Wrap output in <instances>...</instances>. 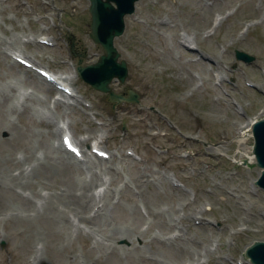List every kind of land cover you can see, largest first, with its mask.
<instances>
[{
  "label": "rangeland",
  "instance_id": "374dc122",
  "mask_svg": "<svg viewBox=\"0 0 264 264\" xmlns=\"http://www.w3.org/2000/svg\"><path fill=\"white\" fill-rule=\"evenodd\" d=\"M139 1L126 16L123 33L114 38L128 75L123 83L112 79L109 84L116 93L135 91L137 102L114 103L73 71L103 53L88 35L89 0H0V87L19 90L16 98L0 101L2 169L17 171V159L39 151L45 140L55 142L49 131L62 124L74 143L93 130L84 149L104 136L100 147L113 156L108 186L114 203L101 226L98 220L84 223L85 235L69 242L60 231L51 235L48 260L38 264H65V256L73 253L81 264H192L197 252L195 264H246V246L264 240V191L254 187L259 168L240 156L235 138L248 121L264 116V0ZM185 34L198 49L178 46L177 37ZM42 36L51 44L28 42L27 37ZM235 50L254 60H237ZM12 51L29 56L37 67L73 72L71 86L82 103L73 111L62 103L54 107L57 91L47 93L46 100L33 78L20 80L24 66L10 56ZM24 94L39 101L32 110L21 109ZM45 103L51 112L43 109ZM36 111H45L51 124L38 122ZM252 142L250 137L244 146L251 155ZM218 147L222 154L212 150ZM79 171L84 174L77 166L60 164L41 169L24 193L65 189ZM14 193L1 188L0 204L11 205ZM190 212L203 218V225L183 217ZM41 225L49 223L0 221L5 236L0 264L28 259L34 250L30 235ZM112 226H131L142 234L112 242ZM132 243L140 246L138 252ZM113 245L129 249L117 251Z\"/></svg>",
  "mask_w": 264,
  "mask_h": 264
},
{
  "label": "bare ground",
  "instance_id": "6f19581e",
  "mask_svg": "<svg viewBox=\"0 0 264 264\" xmlns=\"http://www.w3.org/2000/svg\"><path fill=\"white\" fill-rule=\"evenodd\" d=\"M141 1L138 2V4ZM220 23V22H219ZM212 29H209L207 32L210 33ZM28 38V42L30 44L36 45L39 44V41H36L35 39H32L30 37ZM40 42L50 43L51 40L48 39L45 36L39 37ZM179 40H177V44L179 47H186L188 50H196L197 43L195 40L191 39L190 36L184 35L182 37H177ZM38 39V38H37ZM192 52V51H191ZM18 55V54H17ZM203 55V54H202ZM24 59L28 61H32L29 56H26ZM203 57V56H201ZM30 59V60H29ZM201 59V58H200ZM198 60H194L196 62ZM73 71H75V66L73 67ZM22 71L24 72L22 75L23 77H20L22 81L27 80L29 78H33V82L38 88L39 91L43 92L46 95L50 94L49 92L53 90H57L54 86H52L49 82H47L43 77L39 76L38 73H36L34 70L23 67ZM76 79V76L73 72L69 74H63L61 73L59 76L60 81L68 82L69 85H72ZM18 89L11 86L10 88H7L5 90L4 87H0V101L8 102L11 97L16 98V94L18 93ZM72 94L68 95V97L64 96V92L62 90H58L57 94L61 97L55 98L53 101L54 107H58L59 103H62V107H64L67 111H73L76 106L82 103V101L79 99L77 95H75L76 89L72 88ZM20 95V92L18 96ZM47 95V96H48ZM39 96V95H38ZM23 98L20 99V105L22 110H32L33 105L32 103H36L39 101H32V98L29 95L24 94L22 96ZM40 99L41 98L39 96ZM70 99L67 100L66 99ZM11 104H13L11 102ZM45 111L50 110V106L48 103L44 105ZM42 109V110H43ZM38 111V109H37ZM36 111L37 116L39 117L38 122L44 123L46 126H49L51 122H49L48 115L45 116V111H39L41 114H38ZM138 114L142 111L139 109L136 111ZM63 116V115H62ZM87 116V115H86ZM60 117V116H59ZM54 119V118H52ZM253 119L248 121L247 126L245 129H243V132H240L236 138L235 141L237 144L241 147L237 150V152L240 154V156H244L247 160V162L251 163L253 162L254 158L253 155L249 154L248 151H244V146L247 142V140L251 137V130L249 126L251 125ZM64 123H66L64 121ZM69 125V124H68ZM105 123H101V126H105ZM7 130V129H6ZM49 133L51 134V137L56 141L50 142L45 140L44 144L40 146V150L37 149L34 150L30 156L26 157L23 155L22 157H19L17 159V162L19 164L18 168H16L17 171H10L5 172L4 169L0 166V189L1 188H8L11 191L15 192L14 195L12 194V201L11 205H5L4 203L0 204V221H9V220H20L27 224H33L34 222H43L44 220H47L49 223V226H42L38 229H35L32 231L30 238H32L34 242V250L30 257L28 259H22L17 264H38L43 261L48 260V256L45 255L48 253V245L49 241L51 239V235L58 234L59 231L62 232V237H64L63 241H72L73 239H76L77 237L84 236L85 233V226L84 223H94L98 220V223L96 225H99V222L101 221V218L103 215L106 214L108 208L114 203L110 200V191L108 184L110 183V180L112 179V174L115 172L113 167L109 164L111 162V159L113 158L112 155H110L108 158L106 156H99L98 153H95V148L100 149V144L104 141V136H96L95 142L93 145L90 146V149L93 153V157L87 156V152L85 149L80 148V151H83L86 156L83 158H75V156L68 152L66 147L62 143V136L63 132L58 127L57 129H50ZM11 134V133H10ZM59 135V136H58ZM93 136V130L88 129V136L83 139H75L78 146H85L87 145V141L90 137ZM57 137H59V142L57 141ZM87 146V147H88ZM102 148V147H101ZM94 150V151H93ZM101 150H105L102 148ZM214 152H217L219 154H222V147L214 148L212 149ZM12 160H16V157L14 155L11 156ZM95 158V159H94ZM236 161L235 159H233ZM64 165V166H77L78 169L80 168L83 172H78L79 176L77 179L73 178V181L69 184L68 187L65 189H61L59 191H53L51 193L47 192H39V193H31L25 194L24 193V186L28 184L29 181H31V178H35V175L38 174L41 169H48L51 166H58V165ZM260 172V170H259ZM108 175V179H104L103 175ZM171 182L176 186L177 184L174 183V180L171 179ZM179 186V185H177ZM256 188V186L254 185ZM41 191V190H40ZM15 196V197H14ZM111 202V203H110ZM184 207L188 205V203L182 204ZM134 210L138 212L140 215L144 212L140 207L134 203L133 205ZM88 210V212H86ZM199 213H204L203 208L198 209ZM203 210V212H202ZM141 212V213H140ZM194 213H187L183 217L188 219L189 221L192 219L194 221H197L198 225H203L202 219L199 216L193 215ZM143 216V215H141ZM50 221H54L58 229H55L54 225L50 226ZM89 228L90 226L87 225ZM92 227V226H91ZM87 228V229H88ZM100 229V228H98ZM111 233L109 234L110 239L112 242L116 241V239L119 238H126L128 240H133L135 237H139L142 233L136 230V228L131 226H125V227H118V226H112V228L109 230ZM57 232V233H56ZM5 236L0 233V239H4ZM131 246V245H130ZM50 247V246H49ZM113 247L117 250H128L129 247L125 246H115ZM140 246H135L134 243H132V250L134 252L139 251ZM200 253H195L194 256H191V263L195 264L193 262V259H198ZM209 255H211V251L209 250ZM65 264H81L77 260L76 254H72L68 256H65ZM243 263H249L247 259H244Z\"/></svg>",
  "mask_w": 264,
  "mask_h": 264
},
{
  "label": "water",
  "instance_id": "95a60500",
  "mask_svg": "<svg viewBox=\"0 0 264 264\" xmlns=\"http://www.w3.org/2000/svg\"><path fill=\"white\" fill-rule=\"evenodd\" d=\"M89 12L91 21L89 24V36L103 47V53L95 63L78 66L79 77L94 89L109 94V99L114 102L137 101V94L128 92V96L114 93L109 86L113 78L124 82L127 76V67L123 59L118 61L119 53L113 44L115 36L123 33L125 28L124 17L131 14L137 0H89ZM236 58L245 62H251L254 57L236 50ZM252 135L254 139L253 154L255 163L262 168L260 177L256 184L264 189V117L252 124ZM245 256L253 264H264V241H254L245 249Z\"/></svg>",
  "mask_w": 264,
  "mask_h": 264
}]
</instances>
